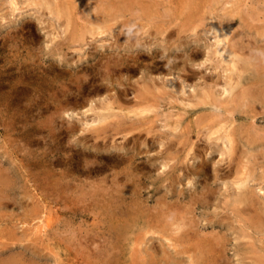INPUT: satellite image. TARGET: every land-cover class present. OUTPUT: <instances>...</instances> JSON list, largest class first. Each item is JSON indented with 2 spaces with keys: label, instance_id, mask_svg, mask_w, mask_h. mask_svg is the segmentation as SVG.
I'll use <instances>...</instances> for the list:
<instances>
[{
  "label": "rangeland",
  "instance_id": "374dc122",
  "mask_svg": "<svg viewBox=\"0 0 264 264\" xmlns=\"http://www.w3.org/2000/svg\"><path fill=\"white\" fill-rule=\"evenodd\" d=\"M263 93L264 0H0V264H264Z\"/></svg>",
  "mask_w": 264,
  "mask_h": 264
},
{
  "label": "bare ground",
  "instance_id": "6f19581e",
  "mask_svg": "<svg viewBox=\"0 0 264 264\" xmlns=\"http://www.w3.org/2000/svg\"><path fill=\"white\" fill-rule=\"evenodd\" d=\"M10 1H11V0H10ZM13 2H14V1H13ZM55 2H56V1H55ZM56 3H57V2H56ZM15 4H16V3H15ZM52 4H53V2H52ZM54 4H55V3H54ZM50 6H53V8H54V5H50ZM57 7H58V6H57ZM55 9H56V7H55ZM50 10H51V9H50ZM58 11H60V10H58ZM55 12H56V11H55ZM66 14H67V12H66ZM73 15H74V14H73ZM67 17H68V16H67ZM219 20H220V19H219ZM224 20H226V19H224ZM227 21H228V20H227ZM229 21H230V20H229ZM221 23H222V22H221ZM226 23H227V22H226ZM229 23H230V22H229ZM208 25H209V24H208ZM208 25H207V26H208ZM209 26H211V25H209ZM216 26H217V25H216ZM222 26H223V25H222ZM220 27H221V26H220ZM227 27H228V26H227ZM217 28H218V27H217ZM217 28H216V29H217ZM224 28H225V27H224ZM228 28H229V27H228ZM206 29H207V28H206ZM128 30H129V29H128ZM207 31H208V30H207ZM218 31H219V29H218ZM212 33L214 34V31H213ZM214 36H215V34L213 35V37H214ZM219 36H222V35H219ZM219 36H216V37H219ZM216 37H215V40H217ZM122 38H123V37H122ZM125 38H126V37H125ZM213 39H214V38H213ZM215 40H214V41H215ZM228 40H229V39H228ZM232 40H233V42H236V41H234V39H232ZM229 41H230V40H229ZM215 42H216V41H215ZM225 43H226V42H225ZM137 44H138V43H137ZM218 44H219V45H220V44H223V40H222V38L217 40V45H218ZM227 44H228V43H227ZM227 44H226V45H227ZM233 44H234V43H233ZM229 45H230V44H229ZM230 46H231V45H230ZM235 46H237V44H236ZM215 48H216V46H215ZM218 48H219V49H217V48H216V49L219 50V51H221V52H223V51L226 52L225 55H226L227 53H230V52H228V50H227L226 48H224L223 46H221L222 49L220 48V46H219ZM231 49H232V48H231ZM238 49H239V48H238ZM225 50H227V51H225ZM230 51H231V50H230ZM232 51H233V50H232ZM215 52H216V50L214 51V53H215ZM217 52H218V51H217ZM217 52H216V53H217ZM221 52H220V53H221ZM222 54H223V53H222ZM237 54H238V52H237ZM223 55H224V54H223ZM232 55H233V54H231L230 56H232ZM238 55H240V53H239ZM220 57H221V56H220ZM228 57H229V55H228ZM234 57H235V55H234ZM236 57H237V56H236ZM242 57H243V56H242ZM222 58H223V57H222ZM232 58H233V57H232ZM225 59H226V57H224V60H225ZM229 59H231V57H229ZM219 60H220V59H219ZM224 60H223V61H224ZM226 60H227V59H226ZM229 61H230V60H229ZM231 61L233 62V60H231ZM235 62H236V60L234 61V63H235ZM239 62H240V61H239ZM237 63H238V62H237ZM241 63L243 64V62H241ZM248 63H249V62H248ZM248 63H247V64H248ZM225 64H226V63H225ZM227 64H228V63H227ZM238 64H239V63H238ZM244 64L246 65V63H244ZM249 64H250V63H249ZM228 65H229V64H228ZM232 66L234 67L233 64H232ZM240 66H241V64H240ZM242 66H243V65H242ZM223 68H225V67H223ZM235 68H236V66H235ZM238 68H239V67H238ZM242 68L245 69V67H242ZM230 69H231V67H230ZM244 69H242V70H244ZM224 70H226V69H224ZM228 70H229V69H228ZM231 70H232V69H231ZM231 70H230V71H231ZM237 70H238V69H237ZM237 70H236V71H237ZM248 70H250V69H248ZM239 71L241 72V69L238 70L237 72L239 73ZM231 72H232V71H231ZM231 72H230V73H231ZM233 72H234V71H233ZM242 72H243V71H242ZM225 73H226V72H225ZM228 73H229V72H228ZM228 73H227V76H228ZM249 73H250V72H249ZM249 73H248V74L246 73V74H247L248 76H250ZM231 74L234 75V73H231ZM239 74H240V73H239ZM233 75H231V76H233ZM235 75H236V74H235ZM227 76H226V77H227ZM238 76H239V75H238ZM238 76H237V77H238ZM244 76H245V74H244ZM233 78H234V77H233ZM230 79H231V78H230ZM234 79H236V78H234ZM238 80H239V79H238ZM239 82H241V81H239ZM250 84H251V83H249V86H250ZM253 84H254V83H253ZM235 85H236V84H235ZM236 86H237V85H236ZM245 86H246V85H245ZM251 86H252V85H251ZM185 87H187V86H185ZM243 87H244V86H243ZM180 88H181V87H180ZM183 88H184V86H183ZM223 88H225V87L223 86ZM226 88H227V87H226ZM229 89H230V88H229ZM250 89H252V88H250ZM223 90H224V89H223ZM240 90H241V89H240ZM178 91H179V90H178ZM184 91H185V90H184ZM251 91H252V90H251ZM236 92H237V91H236ZM242 94H243V93H242ZM263 94H264V93H263ZM119 95H120V94H119ZM223 95H224V94H223ZM235 96H237L236 93H235ZM244 96H246V95H244ZM249 97H250V96H249ZM241 98H242V97H241ZM243 98H244V97H243ZM240 100H241V99H240ZM106 105H107V104H106ZM118 105H119V104H118ZM108 106H109V105H108ZM110 107H111V106H110ZM118 107H121V106H118ZM114 108H115V107H114ZM116 108H117V107H116ZM109 110H110V109H109ZM98 111H99V110H98ZM103 111H104V110H103ZM111 111H112V110H111ZM124 111H126V110H124ZM109 112H110V111H108V113H109ZM108 113H107V115H108ZM111 115H112V117H113V114H111ZM126 115H127V114H126ZM105 116H106V115H105ZM128 119H129V118H128ZM116 120H117V119H116ZM216 122H217V121H216ZM217 123H219V125L221 124V122H217ZM217 123H216V124H217ZM132 124H133V123H132ZM222 124H223V123H222ZM225 124H226V123H225ZM225 124H224V125H225ZM117 125H118V123H117ZM120 125H121V124H120ZM133 125H134V124H133ZM114 126H115V125H114ZM118 126H119V125H118ZM125 126H128V125H125ZM221 126H222V125H221ZM134 127H135V126H134ZM134 127H133V128H134ZM222 127H223V126H222ZM228 127H229V126H228ZM118 128H120V127H118ZM121 128H122V127H121ZM121 128H120V131L122 130ZM123 128H124V127H123ZM125 128H126V127H125ZM214 128H216V127H214ZM219 129H220V128H219ZM126 130H127V128H126ZM126 130H125V131H126ZM128 130H129V129H128ZM128 130H127V131H128ZM221 130H222V129H220V132H221ZM123 131H124V130H123ZM216 131H217V129H216ZM217 132H218V131H217ZM220 132H218V133H220ZM208 134H209V133H208ZM210 134H211V133H210ZM216 134H217V133H216ZM216 134H213V135L215 136ZM226 134H228L227 131H226ZM217 135H218V134H217ZM232 136H233V135H232ZM232 136H229V137H232ZM210 137H211V135H210ZM212 137H213V136H212ZM212 137H211V138H212ZM226 137H227V136H226ZM214 138H215V137H214ZM220 138H222V137H220ZM83 140H84V139H83ZM213 140H214V139H213ZM218 140H219V139H217V141H218ZM231 143H233V142H231ZM229 144H230V143H229ZM220 152H221V151H220ZM137 153H139V152H137ZM222 154H223V152H222ZM137 156H138V155H137ZM221 156H222V155H221ZM133 157H134V156H133ZM140 158H141V157H140ZM148 158H149V157H148ZM133 160H134V159H133ZM43 161H44V160H43ZM43 161H42V162H43ZM127 161H128V160H127ZM1 173H2V172H1ZM1 173H0V175H1ZM242 173H243V172H242ZM241 175H242V174H241ZM244 175H245V173H244ZM0 177H1V176H0ZM239 179H240V178H239ZM239 179H238L237 181H239ZM241 180H242V179H241ZM243 180H244V179H243ZM233 182H235L234 179H233ZM241 182H242V181H241ZM4 183H5V182H4ZM7 183H8V182H6V184H7ZM12 183H13V182H12ZM238 183H239V182H238ZM1 184H2V183H1ZM6 184H5V186H7ZM224 184H225V183H224ZM240 184H241V183H240ZM8 185H9V184H8ZM42 185H43V184H42ZM235 185H237V184H235ZM45 186H46V185H45ZM10 187H11V186H10ZM12 187H13V186H12ZM46 187H47V186H46ZM54 187H55V185H54ZM235 187H236V186H235ZM248 187H249V186H248ZM117 188H118V187H117ZM6 189L8 190V187H7ZM45 189H46V188H45ZM48 189H49V188H48ZM235 189H236V188H235ZM110 190H111V189H110ZM239 190H241V189H239ZM248 190H250V189H248ZM0 191H2V190L0 189ZM56 191H57V190H56ZM113 191H114V190H113ZM113 191H112V192H113ZM121 191H122V190H121ZM232 191H233V190H232ZM51 192H52V191H51ZM51 192L49 191V193H51ZM54 192H55V191H54ZM54 192H53V193H54ZM239 192H240V191H239ZM107 193H110V192H107ZM47 194H48V193H47ZM114 194H115V193H114ZM232 194H233V193H232ZM55 195H56V194H55ZM107 195H108V194H107ZM164 195H165V194H164ZM2 196H3V195H1V197H2ZM115 196H116V195H115ZM237 196H238V195H237ZM4 197H5V196H4ZM90 197H91V196H90ZM109 197H110V196H109ZM233 197L235 198L234 195H233ZM247 197H248V196H247ZM0 199H1V198H0ZM119 199H120V198H119ZM245 199H246V198H245ZM234 200H235V199H234ZM0 201H1V200H0ZM243 201H244V200H243ZM104 202H105V201H104ZM111 202H112V201H111ZM101 203H102V201H101ZM4 204H5V203H4ZM99 204H100V203H99ZM103 204H105V203H103ZM235 204H236V203H235ZM237 204H238V203H237ZM240 204H242V203H240ZM1 205H2V204H1ZM114 205H115V204H114ZM87 206H88V205H87ZM100 206H101V205H100ZM102 206H103V205H102ZM30 208H31V207H30ZM102 208H104V207H102ZM111 208H112V207H111ZM72 209H73V208H72ZM106 209H107V208H106ZM113 209H114V208H113ZM102 210H103V209H102ZM116 210H117V209H116ZM75 211H76V210H75ZM66 212H67V211H66ZM73 212H74V211H73ZM113 212H114V211H113ZM71 214H72V213H71ZM48 215H49V214H48ZM49 217H50V216H49ZM51 217H52V216H51ZM51 217H50V218H51ZM129 217H130V215H129ZM46 218H47V217H46ZM51 219H52V218H51ZM49 220H50V219H49ZM49 220H48V222H49ZM122 221H123V220H122ZM144 221H145V220H144ZM14 222H15V221H14ZM48 222H47V223H48ZM116 222H117V220H116ZM124 222H125V221H124ZM208 222H209V221H208ZM47 223H46V224H47ZM122 223H123V222H122ZM44 224H45V223H44ZM46 224H45V225H46ZM49 224H52V223H48V227H49ZM114 224H115V223H114ZM116 224H117V223H116ZM119 224H121L120 221H119ZM124 224H125V223H124ZM143 224H144V223H143ZM45 225H43V226H44V227H47V226H45ZM53 225H54V224H53ZM127 225H128V224H127ZM138 225H139V224H138ZM144 225H146V223H145ZM55 226H56V225H55ZM55 226H54V227H55ZM180 226H181V225H180ZM59 227H60V226H59ZM116 227H117V226H116ZM116 227H115V228H116ZM118 227H119V226H118ZM144 227H145V226H144ZM144 227H143V228H144ZM49 228H50V227H49ZM128 228H129V227H128ZM148 228H149V227H148ZM150 228H151V227H150ZM46 229H48V228H46ZM5 230H6V229H5ZM56 230H57V229H56ZM56 230H54V231H56ZM58 230H59V229H58ZM113 230H114V229H113ZM144 230H145V229H144ZM147 230H148V229H147ZM50 231H52V230H50ZM54 231H53V232H54ZM124 231H125V230H124ZM152 231H153V230H152ZM154 231H155V230H154ZM46 232H48V231H46ZM141 232H142V230H141ZM146 232H147V231H146ZM43 233H44V232H43ZM49 233H51V232H49ZM144 233H145V232H144ZM44 234L47 235L48 233H47V234L44 233ZM57 234H58V233H57ZM118 234H119V233H118ZM122 234H123V233H122ZM122 234H120V235H122ZM52 235H53V234H52ZM114 235H115V234H114ZM129 235H130V234H129ZM144 235H145V234H144ZM245 235H246V234H245ZM48 236H49V234H48ZM57 237H58V235H57ZM59 237H60V236H59ZM118 237H120V236H118ZM141 237H142V236H141ZM165 237H166V236H165ZM2 238H3V237H2ZM55 238H56V237H55ZM124 238H125V237H124ZM139 238H140V237H139ZM187 238H188V237H187ZM59 239H61V238H59ZM57 240H58V239H57ZM120 240H121V239H120ZM132 240H133V239H132ZM167 240H168V238H167ZM179 240H180V239H179ZM55 241H56V240H55ZM58 241H59V240H58ZM63 241H64V240H63ZM81 241H82V240H81ZM85 241H86V240H85ZM121 241H122V240H121ZM140 241H142V240H140ZM56 242H57V241H56ZM143 242H144V241H143ZM136 243H137V242H136ZM168 243H169V242H168ZM139 244H140V242H139ZM173 244H174V243H173ZM119 245H120V244H119ZM121 245H122V244H121ZM127 245H128V244H127ZM170 245H172V244H170ZM132 246H133V245H132ZM173 246H174V245H173ZM175 246H177V245H175ZM0 247H1V246H0ZM127 247H128V246H127ZM3 248H4V247H3ZM3 248H2V249H3ZM130 248H131V247H130ZM221 248H222V247H221ZM262 248H263V247H262ZM120 249H121V248H120ZM131 249H132V248H131ZM136 249H137V248H136ZM136 249H135V250H136ZM185 249H186V248H185ZM39 250H40V249H38V252H39ZM110 250H111V249H110ZM110 250H109V251H110ZM186 250H187V249H186ZM127 251H128V250H127ZM137 251H138V250H137ZM200 251H201V250H200ZM65 252H66V251H65ZM65 252H64V253H65ZM112 252H113V251H112ZM164 252H165V251H164ZM134 253H135V251H134ZM139 253H140V252H139ZM139 253H138V254H139ZM35 254H36V253H35ZM59 254H60V253H59ZM128 254H129V253H128ZM178 254H179V253H178ZM66 255H67V254H65V256H66ZM134 255L136 256V254H134ZM215 255H216V254H215ZM38 256H39V254H38ZM63 256H64V255H63ZM220 256H221V255H220ZM69 257H70V256H69ZM131 257H132V256H131ZM142 257H143V256H142ZM190 257H191V256H190ZM192 257H194V256H192ZM60 258H61V257H60ZM135 258H136V257H135ZM143 258H144V257H143ZM241 258H242V257H241ZM71 259H73V258H71ZM137 259H138V258H137ZM206 259H207V258H206ZM261 259H262V258H261ZM74 260H75V259H74ZM104 260H105V259H104ZM178 260H180V259H178ZM183 260H184V259H183ZM190 260H191V259H190ZM194 260H195V259H194ZM196 260H197V259H196ZM207 260H208V259H207ZM62 261H63V260H62ZM64 261H65V260H64ZM64 261H63V262H64ZM69 261H70V260H69ZM86 261H87V260H86ZM94 261H95V260H94ZM192 261H193V260H192ZM205 261H206V260H205ZM208 261H210V259H209ZM218 261H220V260H218ZM263 261H264V260H263ZM15 262H16V261H15ZM70 262H71V261H70ZM84 262H85V261H84ZM132 262H134V261H132ZM187 262H188V261H187ZM190 262H191V261H190ZM197 262H198V261H197ZM211 262H212V260H211ZM85 263H87V262H85ZM100 263H101V262H100ZM134 263H135V262H134ZM134 263H133V264H134ZM209 263H210V262H209ZM220 263H221V262H220ZM260 263H261V262H260ZM16 264H17V263H16ZM66 264H67V263H66ZM72 264H73V263H72ZM87 264H88V263H87ZM101 264H102V263H101ZM211 264H212V263H211ZM214 264H215V263H214ZM218 264H219V263H218ZM252 264H253V263H252Z\"/></svg>",
  "mask_w": 264,
  "mask_h": 264
}]
</instances>
